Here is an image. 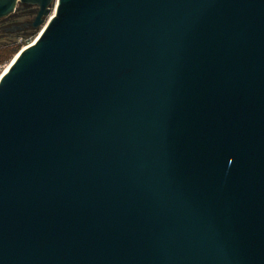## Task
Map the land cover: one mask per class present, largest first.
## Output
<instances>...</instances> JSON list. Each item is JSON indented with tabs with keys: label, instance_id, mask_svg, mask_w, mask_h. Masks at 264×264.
<instances>
[{
	"label": "water",
	"instance_id": "water-1",
	"mask_svg": "<svg viewBox=\"0 0 264 264\" xmlns=\"http://www.w3.org/2000/svg\"><path fill=\"white\" fill-rule=\"evenodd\" d=\"M24 4L0 264H264V0Z\"/></svg>",
	"mask_w": 264,
	"mask_h": 264
},
{
	"label": "rangeland",
	"instance_id": "rangeland-1",
	"mask_svg": "<svg viewBox=\"0 0 264 264\" xmlns=\"http://www.w3.org/2000/svg\"><path fill=\"white\" fill-rule=\"evenodd\" d=\"M26 22L22 17H16V14L0 18V74L9 67L10 62L22 46L34 41L42 30L43 25L39 27L30 24L25 26ZM17 24L22 27L14 30L7 29Z\"/></svg>",
	"mask_w": 264,
	"mask_h": 264
},
{
	"label": "trees",
	"instance_id": "trees-1",
	"mask_svg": "<svg viewBox=\"0 0 264 264\" xmlns=\"http://www.w3.org/2000/svg\"><path fill=\"white\" fill-rule=\"evenodd\" d=\"M36 13V8L30 5H20L16 12L12 13L13 15L16 14V17H22L23 21L29 22L31 25V21ZM11 15V14H10Z\"/></svg>",
	"mask_w": 264,
	"mask_h": 264
},
{
	"label": "bare ground",
	"instance_id": "bare-ground-1",
	"mask_svg": "<svg viewBox=\"0 0 264 264\" xmlns=\"http://www.w3.org/2000/svg\"><path fill=\"white\" fill-rule=\"evenodd\" d=\"M10 63H11V62H10ZM7 67H8V65H7ZM6 70H7V69H5V71H6ZM3 72H4V71H3ZM2 74H3V73L0 74V77H1Z\"/></svg>",
	"mask_w": 264,
	"mask_h": 264
},
{
	"label": "flooded vegetation",
	"instance_id": "flooded-vegetation-1",
	"mask_svg": "<svg viewBox=\"0 0 264 264\" xmlns=\"http://www.w3.org/2000/svg\"><path fill=\"white\" fill-rule=\"evenodd\" d=\"M27 23H28V24H27V25H25V26H28V25H29V22H27ZM25 26H24V27H25Z\"/></svg>",
	"mask_w": 264,
	"mask_h": 264
}]
</instances>
